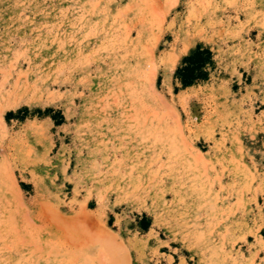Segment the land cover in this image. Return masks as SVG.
<instances>
[{"label": "rangeland", "instance_id": "1", "mask_svg": "<svg viewBox=\"0 0 264 264\" xmlns=\"http://www.w3.org/2000/svg\"><path fill=\"white\" fill-rule=\"evenodd\" d=\"M0 264H264V0H0Z\"/></svg>", "mask_w": 264, "mask_h": 264}, {"label": "trees", "instance_id": "2", "mask_svg": "<svg viewBox=\"0 0 264 264\" xmlns=\"http://www.w3.org/2000/svg\"><path fill=\"white\" fill-rule=\"evenodd\" d=\"M185 63L182 68L177 70L178 75L185 86L193 84L195 81L203 79L204 74L202 69L205 66V59L202 52L194 53L185 58Z\"/></svg>", "mask_w": 264, "mask_h": 264}]
</instances>
